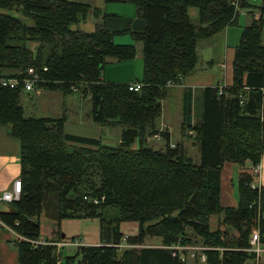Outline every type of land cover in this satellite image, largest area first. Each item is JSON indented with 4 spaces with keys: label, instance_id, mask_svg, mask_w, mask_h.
Here are the masks:
<instances>
[{
    "label": "trees",
    "instance_id": "trees-1",
    "mask_svg": "<svg viewBox=\"0 0 264 264\" xmlns=\"http://www.w3.org/2000/svg\"><path fill=\"white\" fill-rule=\"evenodd\" d=\"M107 1L135 4L145 23L143 31H120L131 32L142 43L144 76L134 81L143 84L140 90L103 79L110 60L137 57L136 43H116L117 32L104 22L93 32L72 28L86 20L91 9L96 10L91 2L0 0V77L24 75L34 67L44 89L79 92L92 102L95 122L123 127L118 146L69 133L64 116L25 114L22 84L17 88L0 85V123L11 126L22 148V197L9 203L10 210L0 211L1 220L26 238L17 241L20 264H186L162 246L125 248L120 254L116 244L125 238L123 221L139 223L138 234L127 237L128 243L142 245L151 235L159 236L163 246L181 238L200 241L214 247L206 251L208 264L245 263L254 257L244 250L250 246L254 228L259 227L264 243V188L261 184L253 188L256 179L243 173L238 206H225L222 170L226 162L244 166L251 161L254 166L263 159L264 0L259 7L261 17L243 28L236 46L233 84L222 92L219 86L203 89L200 122L193 123V95L185 97L184 129L187 135L190 127L196 131L199 164L187 157L181 145L172 147L170 132L159 133L157 122L168 82L181 83L195 71L199 41L232 23L234 0ZM240 2L243 10L253 8L249 0ZM191 7L198 9L197 20L189 15ZM29 41L37 42V48H31ZM157 134L166 141L165 150L148 145L149 136ZM70 143L81 147L69 149ZM135 143L138 149H133ZM52 193L59 194L56 206L47 205L43 198ZM97 198L99 203L94 202ZM109 204L120 205L122 213L107 228L101 226L103 245L78 246L75 254L61 260L57 244L37 246L28 240L41 237L40 216L46 208L57 207L53 218L60 224L64 219L100 217V209ZM215 215L218 225L213 229ZM191 229L199 241H194Z\"/></svg>",
    "mask_w": 264,
    "mask_h": 264
},
{
    "label": "crops",
    "instance_id": "crops-1",
    "mask_svg": "<svg viewBox=\"0 0 264 264\" xmlns=\"http://www.w3.org/2000/svg\"><path fill=\"white\" fill-rule=\"evenodd\" d=\"M249 2L253 6V8L242 10L241 11L242 13L238 18V23L236 25H230L226 29L208 38L209 42L206 44L207 48H210L207 56L208 63L207 66L205 67L202 66L203 72L202 69L198 70L197 67L193 73L183 78L182 83L179 86L172 87L178 89V91L176 92L177 102L179 103V111H177V114L180 118L181 126L184 120L183 105L186 96L189 97L193 95L195 102L197 100L202 101L203 89L205 87L215 86L218 84L221 85L226 80L228 85L233 84L234 81L233 62L235 58V49L240 42L243 28L248 26L253 21V19H257L261 15V11L259 7L261 6L263 0H249ZM97 7L98 9H100V13H99L100 16L99 18H97L93 14L92 20L87 22L83 26L84 27L83 29H86L85 31H89V32L95 31L98 23L104 22V24L108 29L117 32L115 36V42L133 44L134 38L131 32L128 31V33H121L120 31H124V30L143 31L145 28V23L139 15L138 8L133 3L119 2V1L108 2L107 0H100V2H97ZM202 41L204 40H201L198 43L199 49H200V43ZM217 41L221 46L220 49L221 55L215 54L214 56L213 53L210 52V50L213 49V46ZM263 44H264V32H263ZM136 45L139 49V53L135 59L124 60V61L110 60L107 63L103 71V79L105 81L112 83L128 84L130 82L138 81L143 78L144 60L141 54L142 43L136 42ZM231 72H232V81L230 83L229 80L231 78ZM44 92H46L45 89H42L41 94ZM51 92L58 94L59 91H51ZM27 94L28 96L30 94L32 95V93H27ZM80 96L83 97L82 94H80ZM61 97L62 98L68 97L70 101H76V102L81 100L80 97L75 94V92L69 94L63 93ZM76 113L79 114L80 111L76 110ZM84 115L88 116L87 114L77 115L78 116L76 117L77 122H75L74 124L70 123L68 120L66 122V131L80 136L99 138L102 140H107L112 142L118 141L119 142L118 144L121 143L122 128L120 130L119 139L117 137H111L110 136L111 130L109 131V133L107 131L108 127L107 128L106 127L101 128L99 126L96 127L95 124H93L91 118L88 119V117L90 116L85 117ZM200 117L201 116L195 117L194 115L193 123H196L195 120H197V123L200 122L201 119ZM86 118H87V122H84ZM175 126H176L175 123L172 121V112L171 111L167 112L164 102L163 117L160 120L159 129H164V131L170 132L171 143L173 144L177 143L179 145L183 144L186 147L185 140H187L188 138L184 139L183 136H181L180 134L176 135ZM190 130L191 128H189L187 132H189ZM156 136L157 135H154V138L150 137L148 139V145L153 147V145L157 143V145L160 148L165 147L163 146L164 140L158 141L156 139L157 138ZM133 147L137 148L138 143H135ZM21 153H22L21 142L17 137L13 135L11 126L0 123V191L11 187L15 178L21 176L22 168H23L21 161ZM247 164L245 166L240 165L242 167V170H245L244 168L248 167ZM261 164H262V171L261 174L259 175V183L264 188V154ZM232 174H233V166H230V164L226 162L222 170V203L225 206L237 207L238 206L237 204H239V180L242 173H240L238 178L237 189L235 186H231L230 180H232ZM236 199H237V204L234 205ZM8 210H10V208ZM0 211H5V210H0ZM213 218L214 216L212 217V220ZM16 234L17 232L13 228L5 224L0 218V264H20V257H19L20 255L17 246V241H19L18 239L20 236L18 234L17 237ZM60 236L62 240H64L63 238H65V236L63 235V233H60ZM44 238L49 240H57L55 238L50 239L49 237H44ZM98 240L96 242L101 243L100 241L101 238H99ZM141 247H145V246H141ZM148 247H161V246H148Z\"/></svg>",
    "mask_w": 264,
    "mask_h": 264
},
{
    "label": "rangeland",
    "instance_id": "rangeland-1",
    "mask_svg": "<svg viewBox=\"0 0 264 264\" xmlns=\"http://www.w3.org/2000/svg\"><path fill=\"white\" fill-rule=\"evenodd\" d=\"M69 1H72V0H69ZM77 1H79V2H91L93 5L92 7L96 9V10H92V9L90 10L89 16L86 20L81 19L79 22L72 24L73 29L81 31V32H86L85 31L86 29H83L84 24H86L87 22L92 20L93 14L97 18H99V16H100V14H99L100 11L97 7V2H100V0H94V1L77 0ZM234 5H235V13H234V16L232 18V23L229 24V26L237 24V22H238L237 17L239 18V16L242 13L241 11L243 10L241 7L240 0H239V3L236 2ZM239 5H240L239 9H237V7ZM189 15L193 21L197 20L198 9L195 7H191L189 10ZM260 17H261V15L257 19H259ZM27 21L31 22L30 19H27ZM97 27H96V29H97ZM87 32H89V31H87ZM90 32H93V31H90ZM263 32H264V29H263ZM208 38H210V37L202 38L201 40H204V41H202L200 43V49L198 46L199 63L197 65V67H198V70L202 69V72H203L202 66L205 67V66H207V63H208L207 62V59H208L207 56H208V52L210 49V48H207V46H206V44L209 42ZM133 43L135 44L136 41L133 40ZM21 44H22V42H21ZM28 44L31 48H34V49L37 48V46H38V43L34 42V41H29ZM118 44H127V43H118ZM220 49H221V46H220L219 42L217 41L215 43V45L213 46V49L210 50V52L213 53L214 56H215V54L221 55ZM231 81H232V72H231V78H230L229 82L231 83ZM170 82H172V84H169V82H168V86H167L168 95H167V98H165L163 100V103L165 102V108H166L167 112H170V111L172 112V121L176 125L175 126L176 135L180 134L181 136H183L184 139L188 138L187 140H185L186 147L183 144L181 145L182 149L184 150V153L187 155V157L189 156L190 158H192L195 163L199 164L201 161V152H200L199 145L196 143V138L194 137L196 135V131L190 127L191 130L188 132V135H187L185 133V129H184V127H185L184 120H183V123L181 126L180 118L177 114V111H179V103L177 102V95H176V92L178 91V89L172 88V87L173 86H179L182 83V81H181V83H176L175 81H170ZM226 82H227V80L224 81V83H222V84L224 85ZM46 84H49V82H47ZM221 85L218 84L215 86H219V90H220ZM229 86H230V84H229ZM42 89H44V88L40 85L36 86V88L33 91H28V90L24 89V91L22 93L21 101L23 103V106L25 108V114L27 116H33V117L49 116V117H56V118H60V117L64 116L67 119L66 122L69 120L70 123L74 124L75 122H77V118H76V117H78L77 115L87 114L90 117L85 116V115L84 116L88 117V119L91 118L93 124H95L96 127H98V126L101 128H104V127L107 128L108 127L107 128L108 133L111 130L110 136L111 137H117L119 139L120 130H121V128L123 129L122 125L117 124V123H115V124L111 123V124L104 126V125H99V123L95 122L93 120V117H92L93 116L92 115V102L90 101V99H88V97H81L80 93L78 92L79 93L78 94L76 92L75 94L78 95L81 100L78 102L70 101L68 97L62 98L61 95L63 93H61L60 91L57 94V93L51 92L52 90H46L45 89L46 92L41 94ZM81 89L82 88H80V90ZM49 92H51V93H49ZM27 93H32V95L30 94L28 96ZM241 97L245 98L244 95H242ZM195 105L196 106H195L194 115H195V117H198L202 113V101L197 100L195 102ZM76 110H79L80 113L77 114ZM162 117H163V111H162L161 117L158 119V122H157L158 128H159V123H160V120ZM84 122H87V118L85 119ZM195 122L197 123V120H195ZM163 131H164V129H160L159 133H161ZM150 137L154 138V136H149V138ZM156 137H157L156 139L158 141H162V139H159L158 136H156ZM102 142H105V144L112 145V146H118L119 145L118 141L112 142V141L102 140ZM110 143H113V144H110ZM165 144L166 143L164 141L163 146H165ZM176 144L174 146L178 145V144L177 145ZM76 147H81V145L74 144V143L68 144L69 149H73ZM165 147L160 148L157 145V143L154 144L153 147L151 146V148H153L155 150H165ZM133 149H138V148H133ZM228 163L230 164V166H233L232 180H230V182H231V186H235L236 189L238 187V178H239L240 173H242V174L243 173H245V174L249 173L252 177H254L252 175V172H251V169H252L251 161H248V164L246 163L248 165V167L244 168L245 170H242V167L240 166V164H238L236 162L230 161ZM261 171H262V169H261ZM172 178L174 181L175 178L171 177V179ZM254 178L258 182V178H256V177H254ZM82 191H83V189H82ZM81 193H83V192H81ZM74 195H75L74 193L71 194V196H74ZM58 196H59L58 193H52L48 197H43V198H44V201L47 200V202H46L47 205L56 206V205H58V202L60 200ZM233 202H232V205H233ZM236 204H237V199H236V202L234 205H236ZM9 208H10L9 204H6V203L0 204V210L6 211ZM120 208H121V206L118 204H109L107 206H103V209L102 208L100 209V212L103 210V214H101V216H100L101 218L100 217H95V218L91 217V218L64 219L61 224H59L57 222V220L55 218H53V216H55V213L57 212V207H55L52 210L49 208L48 209L46 208L40 216V223L43 227L42 235L39 239L33 240L32 243L36 244L37 246L38 245L39 246L47 245V244H57L58 250H60L58 256L61 260L66 255L75 254L78 246H81V245H86V246L103 245L102 243L96 242L101 237V235H100L101 226H102V228H107L109 226V224L111 223V220L117 218L122 213V210ZM217 225H218V216L216 217V215H215L213 220L211 219V226L213 229H216ZM121 231L123 233V236L126 238L127 237L129 238V236H134V235L138 234V232H139V223L138 222H132V221H123L121 224ZM231 232L235 236H237V234L233 230H231ZM60 233H63V235L65 236V238H63L64 240H62ZM189 233L193 237L194 241H199L201 239L200 236L197 235L194 230H192V229L189 230ZM16 235L18 237V233ZM44 237H49L50 239L55 238V239H57V241H56L57 243L56 242L52 243V242H50L49 239H45ZM22 239L26 240L25 237H19L18 240L20 241ZM123 243H124V241H123ZM198 243H200V241ZM163 245H164V243L162 242V239L159 236L151 235L147 238L146 243H144L142 245H140V244L131 245V242L126 243V244H122L121 248H120L121 249L120 254L123 253L125 248L138 249L141 246H163ZM250 259H248L247 261L249 262ZM262 264H264V258L262 259Z\"/></svg>",
    "mask_w": 264,
    "mask_h": 264
},
{
    "label": "built area",
    "instance_id": "built-area-1",
    "mask_svg": "<svg viewBox=\"0 0 264 264\" xmlns=\"http://www.w3.org/2000/svg\"><path fill=\"white\" fill-rule=\"evenodd\" d=\"M239 3V0H235V3ZM240 5L237 7L239 9ZM48 67L44 68V71H47ZM41 74L36 70V68L31 67L28 69L26 74H20L13 77H0V85L4 87H10V88H17L19 85H23L25 90L33 91L36 86H39V82L42 81ZM169 84H172V82H169ZM142 83L140 82H130L129 87L131 90H140L142 88ZM227 82L220 87V91L222 92L223 89L227 86ZM264 93V88H262ZM264 102V97H263ZM263 110H264V104H263ZM261 115L263 116V111L261 112ZM159 139H163L160 134L157 135ZM175 144L171 143V146L173 147ZM262 164L259 163L257 165L252 166L251 172L252 175L256 178H258V182L254 181L251 186L253 188H256L257 186H260L259 183V175L261 174ZM23 192V181L22 177L19 176L15 178L13 181V184L11 187L0 191V204L6 203H12L19 201L22 197ZM86 199L88 197H85ZM89 199V198H88ZM104 199V197H103ZM99 199H94L95 203H99ZM259 227H256L253 229L251 238H250V246L248 248H244V250L251 252L253 254V258L249 260V262H245L243 264H262V259L264 258V243L261 242V233H260ZM20 237H23L20 235ZM30 242L33 240L28 239ZM127 238H124V243L116 244V246H119L121 248L122 244H126ZM163 247V246H162ZM167 249H170L173 256H176L181 262L186 264H207L208 261V255L207 250L214 249V247L205 246L202 243H195V242H186L183 239H179L177 242L173 243L172 245H165L164 246Z\"/></svg>",
    "mask_w": 264,
    "mask_h": 264
},
{
    "label": "bare ground",
    "instance_id": "bare-ground-1",
    "mask_svg": "<svg viewBox=\"0 0 264 264\" xmlns=\"http://www.w3.org/2000/svg\"><path fill=\"white\" fill-rule=\"evenodd\" d=\"M182 239V238H181ZM192 241V240H191ZM187 242V241H186Z\"/></svg>",
    "mask_w": 264,
    "mask_h": 264
}]
</instances>
